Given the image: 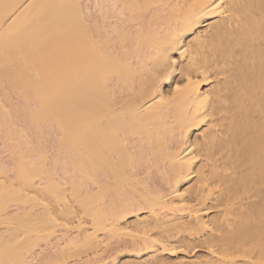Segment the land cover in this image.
I'll list each match as a JSON object with an SVG mask.
<instances>
[{
	"label": "bare ground",
	"instance_id": "1",
	"mask_svg": "<svg viewBox=\"0 0 264 264\" xmlns=\"http://www.w3.org/2000/svg\"><path fill=\"white\" fill-rule=\"evenodd\" d=\"M0 264H264V0H0Z\"/></svg>",
	"mask_w": 264,
	"mask_h": 264
}]
</instances>
